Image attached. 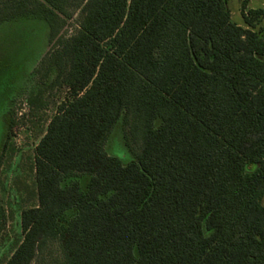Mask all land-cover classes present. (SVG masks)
I'll return each mask as SVG.
<instances>
[{"label":"trees","instance_id":"trees-1","mask_svg":"<svg viewBox=\"0 0 264 264\" xmlns=\"http://www.w3.org/2000/svg\"><path fill=\"white\" fill-rule=\"evenodd\" d=\"M249 1L242 26L229 0H0V24L45 23L68 90L3 264L50 240L65 264H264V4ZM121 119L127 161L106 149Z\"/></svg>","mask_w":264,"mask_h":264},{"label":"rangeland","instance_id":"rangeland-1","mask_svg":"<svg viewBox=\"0 0 264 264\" xmlns=\"http://www.w3.org/2000/svg\"><path fill=\"white\" fill-rule=\"evenodd\" d=\"M263 4L264 0H250L245 10ZM228 5L232 20L245 26L242 0H229ZM80 15L74 6L61 36L69 37L78 29ZM44 24L31 20L0 24V203L6 213L0 233V264L22 239V211L37 203L35 148L58 104L68 95L67 88L55 81L56 73L49 68L47 58L54 50ZM9 118L15 121L12 126ZM127 132L128 126L121 119L106 142L108 152L124 161L132 157L131 148L138 149L137 144L126 147ZM30 264H65L59 241L50 240Z\"/></svg>","mask_w":264,"mask_h":264},{"label":"crops","instance_id":"crops-1","mask_svg":"<svg viewBox=\"0 0 264 264\" xmlns=\"http://www.w3.org/2000/svg\"><path fill=\"white\" fill-rule=\"evenodd\" d=\"M29 20H31V21H33V20H34V21H35V20H38V19H29Z\"/></svg>","mask_w":264,"mask_h":264}]
</instances>
